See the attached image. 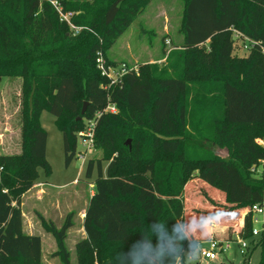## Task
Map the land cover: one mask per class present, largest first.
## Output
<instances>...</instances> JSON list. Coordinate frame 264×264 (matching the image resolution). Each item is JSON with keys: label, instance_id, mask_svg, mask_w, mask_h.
Segmentation results:
<instances>
[{"label": "trees", "instance_id": "1", "mask_svg": "<svg viewBox=\"0 0 264 264\" xmlns=\"http://www.w3.org/2000/svg\"><path fill=\"white\" fill-rule=\"evenodd\" d=\"M54 1L73 13L77 33L50 0H0V78L21 83L19 151L0 153V264H44L40 238L21 232L20 210L38 168L45 176L51 171L43 110L55 117L66 165L84 121L102 112L93 134L99 155L85 163L93 193L82 217L85 236L75 244L78 264H132L137 243L157 250L175 245L177 256L157 264H183L189 244L202 237L189 232L176 240L172 226L204 224L208 205L221 215L247 209L239 236L248 241L247 257L258 248L256 264H264V232L252 235L249 212L264 203V52L254 46L234 54L231 32L264 46V0H183L180 49L168 50L161 66L137 64V72L113 83L100 74L96 53L106 64L120 63L107 50L150 0ZM108 104L116 111L103 112ZM71 217L59 228L40 221L61 264H70L64 241ZM159 224L162 231L153 227Z\"/></svg>", "mask_w": 264, "mask_h": 264}, {"label": "rangeland", "instance_id": "2", "mask_svg": "<svg viewBox=\"0 0 264 264\" xmlns=\"http://www.w3.org/2000/svg\"><path fill=\"white\" fill-rule=\"evenodd\" d=\"M182 7L183 0H150L147 2L129 27L107 50L109 59L115 62L124 61L130 65L156 62L161 66L168 50L180 49L182 35L179 27ZM233 53L244 56L247 51L240 50L239 46L234 44ZM20 107V79L0 78V153H18L19 151ZM193 117L196 118V115ZM39 122L47 134L45 158L51 171L48 176H45L43 170L38 168L39 178L29 190L20 196L21 232L40 238L41 259L44 264H61L59 257L54 254L55 239L44 229L40 221L44 219L59 228L65 216L71 212L73 224L66 231L64 243L68 250L70 264H78L75 244L85 236L82 217L89 192L93 190V177L87 179L84 176L85 163L94 155L98 156L99 151L84 147L80 137L77 136L76 156L80 152H85L83 155L85 159L83 161L82 158L74 156L66 165L62 135L55 125V117L43 110ZM257 142L261 143L259 139ZM206 147L221 155L224 154V150L213 144L207 143ZM105 166L106 162H103V167ZM73 179L76 181L73 182ZM244 211L245 208H240L218 217V224L226 228L223 233L219 232L220 228L216 229V238L213 239L222 241V249L217 251L215 259L209 260L199 256L198 259L191 260L189 252H185L183 264H256L259 249H253L247 257L249 252L246 250L242 255L236 242V236L239 237L238 229L241 227L240 214ZM252 226L260 227L258 223H252ZM226 240L228 246L225 248ZM200 245L202 249L207 247L208 243L203 241Z\"/></svg>", "mask_w": 264, "mask_h": 264}, {"label": "built area", "instance_id": "3", "mask_svg": "<svg viewBox=\"0 0 264 264\" xmlns=\"http://www.w3.org/2000/svg\"><path fill=\"white\" fill-rule=\"evenodd\" d=\"M50 3L56 10L59 15L60 20L65 21L72 32L75 34L77 33L81 27L75 26L71 23L70 17L72 16V12L63 11L62 7L54 0H50ZM232 38L234 40V44H237L240 50L248 51L250 48L254 46H258L262 52H264V46L261 45L259 41L249 38L248 36L244 35L242 32L231 29ZM169 43V41H167ZM95 62L97 68L100 70V74L102 76L107 77L110 80V83L116 82L120 80V78L128 71L137 72V65L136 64H128L125 62L117 63L116 65H109L106 64L105 59L103 58L100 52L96 53ZM116 108L113 104H108L104 109L103 112H115ZM102 112H97L93 119L87 120L86 125L84 128L77 132V136L80 137L82 145L86 148H93V134L96 125V119L100 116ZM85 152H80L76 157H80L83 160L85 157L83 155ZM249 212H251V221L252 223H258L260 225L259 228L252 226V235L257 236L261 232H264V203H254L249 207ZM228 240V239H227ZM225 242V248L228 246V241ZM236 242L239 247V252L243 255L247 248L248 242L245 239H242L240 236H236ZM222 249V241H218L216 239H210L208 241L207 248L201 249V255L204 258L209 260H213L216 258L217 251Z\"/></svg>", "mask_w": 264, "mask_h": 264}, {"label": "clouds", "instance_id": "4", "mask_svg": "<svg viewBox=\"0 0 264 264\" xmlns=\"http://www.w3.org/2000/svg\"><path fill=\"white\" fill-rule=\"evenodd\" d=\"M219 222L218 218H211L206 220L204 224H201L197 227H192L189 222L188 225H180L175 224L172 226V231L175 235L176 240H184L188 238L189 232L201 231L202 236L211 235L212 233L209 231L214 227L216 223ZM155 229L158 231L163 230V225H153ZM179 249L175 246H169L168 248H160L153 249L150 244H135L133 246V250L130 253L132 257V264H157L159 260H161L165 255L168 256H177ZM189 254L191 260H196L201 255V245L199 241H192L189 244ZM177 264H179V260L177 259Z\"/></svg>", "mask_w": 264, "mask_h": 264}, {"label": "crops", "instance_id": "5", "mask_svg": "<svg viewBox=\"0 0 264 264\" xmlns=\"http://www.w3.org/2000/svg\"><path fill=\"white\" fill-rule=\"evenodd\" d=\"M124 62V61H123ZM84 161V160H83ZM84 163V162H83ZM76 180L75 179H73V182H75ZM93 186V185H92ZM93 193V190L91 191V192H89V196L91 195ZM211 196L213 197V196H218V193H216L215 191H212L211 192ZM185 202L187 203H190L191 205L193 204V205H200V203L198 202V198H196V197H194V196H190V198L189 197H185ZM186 205V204H185ZM186 207H187V205H186ZM203 207H205V206H203ZM208 207V210H209V212H210V215H207L206 217H207V220H209V219H211V218H218L222 213L220 212V208L219 207H213V206H211V205H208L207 206ZM246 212H247V209L245 208V211L243 212V213H241L240 215H241V217H240V219H241V223H240V229H238V231L240 232V230H241V228H242V225H243V218H244V215L246 214ZM220 213V214H219ZM227 212H224L223 214H226ZM193 222V227L195 228V227H197V224L198 223H196V221H195V219L192 221ZM221 229V230H219V232H221V233H223L224 232V228H226V227H223V226H220L218 223H216L215 225H214V227L212 228V229H210L209 231L212 233L211 235H209L208 237L207 236H202V233L200 232V231H195L194 233L195 234H197V233H200L199 235H201V240H200V242H203V241H207V243H208V241L210 240V239H213V238H216V229ZM228 229V228H227ZM229 231V230H228ZM193 233V232H192ZM193 233V234H194ZM205 248H207V247H205ZM202 249H204V248H202Z\"/></svg>", "mask_w": 264, "mask_h": 264}, {"label": "water", "instance_id": "6", "mask_svg": "<svg viewBox=\"0 0 264 264\" xmlns=\"http://www.w3.org/2000/svg\"><path fill=\"white\" fill-rule=\"evenodd\" d=\"M85 107H86V103H84L83 106H82V108H81V111H80L81 114L84 113ZM77 119H80V117H78ZM126 143L128 144L129 143V140H127ZM225 155H226V153L224 151V154H222V156H225Z\"/></svg>", "mask_w": 264, "mask_h": 264}]
</instances>
